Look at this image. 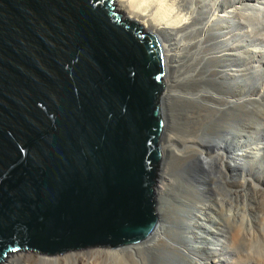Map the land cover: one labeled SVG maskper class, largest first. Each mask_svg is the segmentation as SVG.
<instances>
[{
	"label": "water",
	"instance_id": "95a60500",
	"mask_svg": "<svg viewBox=\"0 0 264 264\" xmlns=\"http://www.w3.org/2000/svg\"><path fill=\"white\" fill-rule=\"evenodd\" d=\"M166 77L115 0H0V264L153 238Z\"/></svg>",
	"mask_w": 264,
	"mask_h": 264
},
{
	"label": "bare ground",
	"instance_id": "6f19581e",
	"mask_svg": "<svg viewBox=\"0 0 264 264\" xmlns=\"http://www.w3.org/2000/svg\"><path fill=\"white\" fill-rule=\"evenodd\" d=\"M256 3L115 0L116 12L162 41L168 81L161 102L173 131L163 135L161 175L178 171L200 192L213 195L204 201L194 192L195 206L182 210L181 234L169 232L158 207L161 224L145 244L60 256L17 252L3 264H178L176 258L182 264H235L252 241L245 193L249 164L264 151V138L256 135L260 140L254 141L250 125L252 104L264 101V28L259 25L264 21L253 12L264 0ZM254 110L262 115L264 109ZM156 192L159 200L164 191L157 186Z\"/></svg>",
	"mask_w": 264,
	"mask_h": 264
},
{
	"label": "rangeland",
	"instance_id": "374dc122",
	"mask_svg": "<svg viewBox=\"0 0 264 264\" xmlns=\"http://www.w3.org/2000/svg\"><path fill=\"white\" fill-rule=\"evenodd\" d=\"M250 3H253V5L257 4L256 0H250ZM262 6L264 7V5H259L260 10H258L259 8H255L253 11L256 13V16L261 19V21H259L260 23L262 21H264V12L261 11V9L264 10V8ZM259 25L262 26V28H264V23H262V25L261 24H259ZM167 81H168V79L166 78L165 79L166 84H167ZM252 95H253L252 98H255V97L257 98L259 96L257 94L256 90L252 91ZM254 104L255 105L252 104V106H251V109H253L252 110L253 113L250 112V114H251L250 117H252V118H250V125L252 127V133H253L252 137H253V139H255L254 141H259L260 136L264 138V110L262 111V115H260L261 113H259L258 111H255L254 109L259 110V106H260L261 110L264 109V101L262 100L258 103H254ZM259 104H261V105H259ZM257 107H258V109H257ZM185 112H186V110L184 112H182L180 119L183 118V115ZM254 115H256V117ZM168 127H169V124L167 123L166 132H168V131L172 132L173 129L170 127L168 128ZM256 135H259L258 136L259 138L258 137L256 138ZM249 167H250V171H249L250 184L246 188L245 193H246V204L248 205L247 206V213L249 214V215L248 214L247 215L249 217L248 220H250L248 225H247V228L249 229L248 233H250V237H251L250 239H252V241H251V243L248 244V246H247L248 248L245 247L242 250L243 252L241 251L242 254L240 255L239 259H236L235 264H264V260H263L264 259V234H263L264 231L262 233V230L264 229V151L262 152L260 160L258 159L257 161H254L251 159V163L249 164ZM176 172H178V171H176ZM176 172H172V170H169V173H167V175L162 176L161 175L162 165H161L160 174H159L160 177L158 179L157 186L161 187L164 192L162 193L163 195L162 194L160 195L159 200H157L158 201L157 207H159V209H161L162 215L165 214L163 217H164V221L167 222V226L171 229L170 230L168 228L169 232L171 233V231H172V234H176V233L181 234V231H182L181 228L183 225L182 221L185 217L184 212L182 210H186V208L189 210L190 208L195 206V200H193V197H192V195H195L194 192H196V196H198V198L200 200H204V201H207V199L212 197L213 195L211 193L200 192L197 188V185L191 180L190 177H188L187 175H184V174L181 175L180 172H178V174H177ZM185 176H187V178ZM184 178H186V179H184ZM179 181H180V184H179ZM176 182H178V184L174 185V183H176ZM182 183H184L186 185L184 186V185H182ZM187 183H189V184H187ZM190 183H191V185H190ZM189 185L192 188H190ZM204 186L206 188L208 187L207 185H204ZM190 189H192L193 191H191ZM189 190L191 192H193V194H189L190 193ZM197 192H200L201 195H200V193H197ZM188 196H190V197H188ZM191 198H192V200H191ZM184 203L186 204V206ZM174 208H176V209H174ZM163 209H165V210H163ZM180 209H181V211H180ZM178 230L180 231V233L178 232ZM178 239L181 243L184 244V237L183 236L178 235ZM249 247H251V248L249 249ZM93 249H99V248H92L89 250H93ZM86 250H88V249H86ZM80 251H83V250H80ZM75 252H79V251H75ZM15 253H17V252H15ZM71 253H74V252H71ZM259 257H261V258H259ZM127 259H128V257L125 256L126 261H128ZM176 259L178 261V264H182V262L180 261L179 258H176ZM110 264H111V262H110Z\"/></svg>",
	"mask_w": 264,
	"mask_h": 264
}]
</instances>
